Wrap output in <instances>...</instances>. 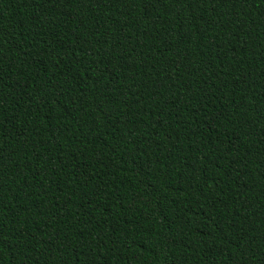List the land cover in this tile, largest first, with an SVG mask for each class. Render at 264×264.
Wrapping results in <instances>:
<instances>
[{"label": "trees", "instance_id": "obj_1", "mask_svg": "<svg viewBox=\"0 0 264 264\" xmlns=\"http://www.w3.org/2000/svg\"><path fill=\"white\" fill-rule=\"evenodd\" d=\"M0 264H264V0H0Z\"/></svg>", "mask_w": 264, "mask_h": 264}]
</instances>
